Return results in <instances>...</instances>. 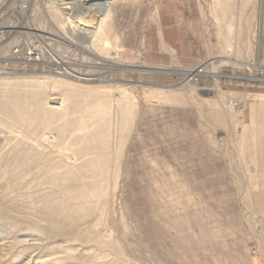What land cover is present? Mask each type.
<instances>
[{
    "label": "rangeland",
    "instance_id": "obj_1",
    "mask_svg": "<svg viewBox=\"0 0 264 264\" xmlns=\"http://www.w3.org/2000/svg\"><path fill=\"white\" fill-rule=\"evenodd\" d=\"M223 1L0 0V264H264V0L224 66Z\"/></svg>",
    "mask_w": 264,
    "mask_h": 264
},
{
    "label": "crops",
    "instance_id": "obj_2",
    "mask_svg": "<svg viewBox=\"0 0 264 264\" xmlns=\"http://www.w3.org/2000/svg\"><path fill=\"white\" fill-rule=\"evenodd\" d=\"M222 8L226 9V14L224 15V19L221 21V29L214 31L218 34V37H216L215 41V48L221 51L217 54L216 59L219 60L220 64L223 66L224 64H243L253 60V54L250 56L242 54L240 55L239 59H236V57L225 53V51L235 43V37L232 35L233 31L229 17L237 16V14L233 13V11L238 10V4L235 2V0H225L223 1Z\"/></svg>",
    "mask_w": 264,
    "mask_h": 264
},
{
    "label": "bare ground",
    "instance_id": "obj_3",
    "mask_svg": "<svg viewBox=\"0 0 264 264\" xmlns=\"http://www.w3.org/2000/svg\"><path fill=\"white\" fill-rule=\"evenodd\" d=\"M73 3V2H72ZM109 2L107 1H99V2H94L92 4L86 5L83 9V12L79 11V16H83L85 18H88L89 16H91L92 14H95L96 12L99 14H103L106 12V10L108 9V5ZM77 8V7H76ZM83 8V7H82ZM77 12V11H76ZM100 16V15H99ZM75 17V16H74ZM79 18L78 16L75 18V21H77L76 19ZM68 19V17H67ZM71 27V26H70ZM94 27V26H93Z\"/></svg>",
    "mask_w": 264,
    "mask_h": 264
}]
</instances>
